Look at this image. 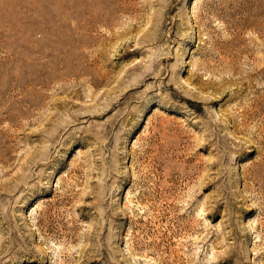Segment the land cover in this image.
Segmentation results:
<instances>
[{"label": "rangeland", "instance_id": "rangeland-1", "mask_svg": "<svg viewBox=\"0 0 264 264\" xmlns=\"http://www.w3.org/2000/svg\"><path fill=\"white\" fill-rule=\"evenodd\" d=\"M0 264H264V0H0Z\"/></svg>", "mask_w": 264, "mask_h": 264}]
</instances>
